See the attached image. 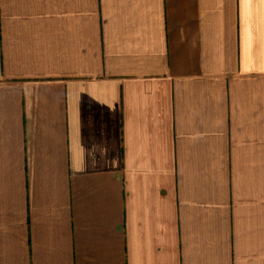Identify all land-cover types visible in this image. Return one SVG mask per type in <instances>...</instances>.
<instances>
[{
  "label": "crops",
  "instance_id": "1",
  "mask_svg": "<svg viewBox=\"0 0 264 264\" xmlns=\"http://www.w3.org/2000/svg\"><path fill=\"white\" fill-rule=\"evenodd\" d=\"M0 264H264V0H0Z\"/></svg>",
  "mask_w": 264,
  "mask_h": 264
}]
</instances>
